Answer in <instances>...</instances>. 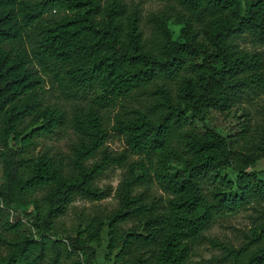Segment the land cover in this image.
Returning a JSON list of instances; mask_svg holds the SVG:
<instances>
[{"label":"trees","instance_id":"obj_1","mask_svg":"<svg viewBox=\"0 0 264 264\" xmlns=\"http://www.w3.org/2000/svg\"><path fill=\"white\" fill-rule=\"evenodd\" d=\"M160 1L147 35L127 0H0V264H96L104 230L120 264H189L206 239L217 264H264V0ZM238 110L241 128L210 124ZM68 129V152L45 145ZM113 167L118 204L75 206L113 193ZM250 207L238 243L208 236Z\"/></svg>","mask_w":264,"mask_h":264},{"label":"rangeland","instance_id":"obj_2","mask_svg":"<svg viewBox=\"0 0 264 264\" xmlns=\"http://www.w3.org/2000/svg\"><path fill=\"white\" fill-rule=\"evenodd\" d=\"M130 4L137 3L140 5L142 10V25L145 27L146 34L151 33L150 25L147 21V15L162 5L160 0H127ZM172 27L175 29L176 26ZM49 87V85H47ZM51 100H56L57 96L53 91L48 92ZM251 126L253 127L250 131L256 134L258 141L262 140L263 145L260 149L264 150V93L257 97L254 103L249 104ZM223 113L214 111L210 117V124L223 133H229L235 131L242 127L246 116H241L240 110L233 113ZM71 138H74L73 131L68 129L60 135H55L52 138L44 139L45 145H49L53 150H62L68 152L70 150L69 142ZM108 144L112 149L120 150L124 146V140L121 136L112 134L108 140ZM251 169L257 170L259 172L260 178L264 180V155L261 156L255 164H253ZM227 174L231 178H235L236 172L232 168H227ZM122 168L113 167L109 169L105 175H103L99 184L103 185L106 183L112 184L114 186L113 193L107 198L92 202L85 199L77 200L74 205L79 208H84L86 212H90L95 206L113 208L118 204V198L115 195V189L122 178ZM4 179V163L0 157V182ZM159 194L160 191L157 190ZM264 206V203H263ZM76 217L74 208H72L69 213L64 217V221L67 226H70ZM258 219V211L252 207L240 210L235 213H228L220 217L207 231L208 236H216L222 240L231 241L238 243L242 239L243 231L249 229L255 220ZM107 231L104 230L102 233V243L97 246V263L96 264H120L115 260V253H109L107 248ZM219 247L213 245L208 239L198 244L195 248L194 253L189 259V264H217L214 261V256L219 254ZM86 258V254L83 255ZM88 264V263H86Z\"/></svg>","mask_w":264,"mask_h":264}]
</instances>
